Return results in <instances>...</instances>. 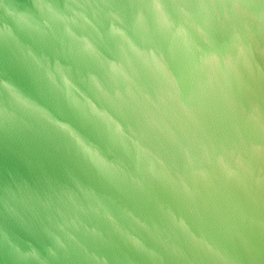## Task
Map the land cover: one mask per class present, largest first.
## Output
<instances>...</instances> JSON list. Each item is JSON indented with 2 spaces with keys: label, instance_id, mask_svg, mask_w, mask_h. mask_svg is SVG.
Returning a JSON list of instances; mask_svg holds the SVG:
<instances>
[{
  "label": "water",
  "instance_id": "obj_1",
  "mask_svg": "<svg viewBox=\"0 0 264 264\" xmlns=\"http://www.w3.org/2000/svg\"><path fill=\"white\" fill-rule=\"evenodd\" d=\"M0 264H264V0H0Z\"/></svg>",
  "mask_w": 264,
  "mask_h": 264
}]
</instances>
